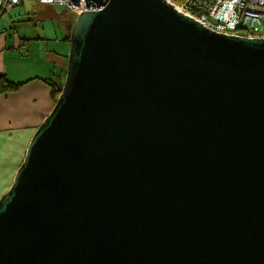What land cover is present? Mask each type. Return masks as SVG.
Returning a JSON list of instances; mask_svg holds the SVG:
<instances>
[{"label": "water", "instance_id": "obj_1", "mask_svg": "<svg viewBox=\"0 0 264 264\" xmlns=\"http://www.w3.org/2000/svg\"><path fill=\"white\" fill-rule=\"evenodd\" d=\"M84 1L0 195V264H264V37Z\"/></svg>", "mask_w": 264, "mask_h": 264}, {"label": "crops", "instance_id": "obj_2", "mask_svg": "<svg viewBox=\"0 0 264 264\" xmlns=\"http://www.w3.org/2000/svg\"><path fill=\"white\" fill-rule=\"evenodd\" d=\"M4 13L0 11V23L5 20V26L0 27V73L22 84L0 94V195L12 182L35 129L54 105L48 79L56 75L64 78L69 53L66 36L60 38L56 32L62 14L51 4L22 0L6 17H2ZM34 17L49 18L51 39L44 27L37 29ZM50 40L60 43L61 49H50Z\"/></svg>", "mask_w": 264, "mask_h": 264}, {"label": "built area", "instance_id": "obj_3", "mask_svg": "<svg viewBox=\"0 0 264 264\" xmlns=\"http://www.w3.org/2000/svg\"><path fill=\"white\" fill-rule=\"evenodd\" d=\"M22 0H0V11L8 12ZM65 6L75 15L99 9L102 4L85 5L84 0H34ZM179 11L206 28L234 36L264 37V0H168Z\"/></svg>", "mask_w": 264, "mask_h": 264}, {"label": "rangeland", "instance_id": "obj_4", "mask_svg": "<svg viewBox=\"0 0 264 264\" xmlns=\"http://www.w3.org/2000/svg\"><path fill=\"white\" fill-rule=\"evenodd\" d=\"M51 6L53 7L55 12H58L59 14H62V16H61L62 18L60 19L59 24H57V26L59 25L58 28L56 29L57 34L59 35L60 38H62L63 36L70 35L69 34L70 32H69V30L66 27L67 26V22L68 21L72 22L75 19L76 15L72 11H70L68 8H66L65 6H62V5H59V4H55V3H52ZM7 15L8 14H6V12H5L2 17H6ZM46 15L51 16L52 13L51 12H49V13L46 12ZM48 19L49 18L38 20L36 17H34L33 23L37 24V29H39V30H40L41 27H44L46 36L48 37V39H51L54 35H50V31L52 29L49 30V26H50L49 25V21L50 20H48ZM54 25L56 27L55 23H54ZM2 26H5V20H2V22L0 23V27H2ZM53 34H54V32H53ZM59 44L60 43H57L55 41H51L50 40L49 47H50V49L51 48H56V49L60 50L61 47H59V46H61V45H59ZM65 45H66V48H67V50L69 52L70 41H68ZM66 48L63 49V50H66Z\"/></svg>", "mask_w": 264, "mask_h": 264}, {"label": "trees", "instance_id": "obj_5", "mask_svg": "<svg viewBox=\"0 0 264 264\" xmlns=\"http://www.w3.org/2000/svg\"><path fill=\"white\" fill-rule=\"evenodd\" d=\"M174 1L177 3H181L183 0H174ZM65 39L67 41H69V35L66 36ZM63 79L64 78H62V76H59V75H56V76L52 77L51 79H48L49 80L48 83L51 87V92H52V95L54 98V102L56 101V99H57V97L61 91ZM21 84L22 83L10 81L5 74L0 73V94L7 92V91L15 90Z\"/></svg>", "mask_w": 264, "mask_h": 264}]
</instances>
